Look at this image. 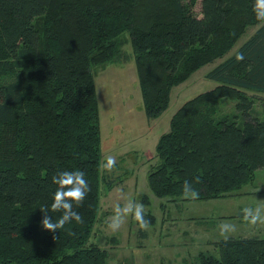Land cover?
I'll return each mask as SVG.
<instances>
[{"label":"trees","instance_id":"trees-1","mask_svg":"<svg viewBox=\"0 0 264 264\" xmlns=\"http://www.w3.org/2000/svg\"><path fill=\"white\" fill-rule=\"evenodd\" d=\"M249 27H257L251 37L207 74L219 84L185 102L158 139L148 185L172 201L238 195L264 169V119L252 113L257 96L264 114V21L252 0H0V264H108V250L90 242L101 194L94 78L119 57L125 33L153 120L173 86L222 57ZM222 99L235 102L242 121L217 116ZM75 169L91 188L78 209L82 222L45 231L40 208L56 190L51 177ZM185 180L197 199L182 197ZM145 219L154 222L150 212ZM214 247L199 253V264H264V238L230 236Z\"/></svg>","mask_w":264,"mask_h":264},{"label":"rangeland","instance_id":"rangeland-1","mask_svg":"<svg viewBox=\"0 0 264 264\" xmlns=\"http://www.w3.org/2000/svg\"><path fill=\"white\" fill-rule=\"evenodd\" d=\"M199 3L196 13L200 10ZM256 28L249 27L222 57L201 66L185 81L173 86L167 108L153 120L147 119L144 112L127 33L121 37L119 57L96 72L101 164L112 156L116 166L111 172L100 168V211L90 242L108 250V264H199V253H216L214 242L223 238L218 232L221 222L236 225L237 230L229 237L264 238V225L250 226L242 219L245 207L264 208V169L257 170L252 184L245 185L238 195L207 201L158 199L148 185L150 167L156 162L158 139L169 131L173 114L185 102L219 84L207 74L234 55ZM261 101L255 96L252 113L264 119ZM234 115L242 121L235 111V102L222 99L217 116ZM108 181L114 183L110 190ZM117 189H122L123 198ZM146 196L149 202L143 200ZM126 199L143 203L145 213L154 216L147 230H141L131 217L116 233L106 228V218L113 214L114 205L123 204Z\"/></svg>","mask_w":264,"mask_h":264},{"label":"clouds","instance_id":"clouds-1","mask_svg":"<svg viewBox=\"0 0 264 264\" xmlns=\"http://www.w3.org/2000/svg\"><path fill=\"white\" fill-rule=\"evenodd\" d=\"M252 12L257 20L264 21V0H252ZM244 58L242 53H238L235 57L237 62L243 61ZM115 166V158L108 156L100 165V168L105 172H111ZM51 183L57 187L51 203L40 208L43 213L41 226L45 231L57 233L58 230L63 229L66 224H70L72 221L82 222L78 209L83 206L84 201L91 192V188L86 179L85 171L80 169L60 170L51 177ZM182 189V197L185 199L195 200L199 196V193L188 180L184 181ZM117 191L120 192L123 198L122 189H117ZM57 212L62 213V215L58 219H54L52 214ZM112 213L105 221L106 228L112 233L118 232L129 217L138 224L141 230L149 228L150 221L145 219V206L143 203L126 199L123 204L117 202ZM242 219L250 226L264 225V208L245 207ZM236 230V225L228 222H221L218 225V232L224 239H228L229 235Z\"/></svg>","mask_w":264,"mask_h":264}]
</instances>
